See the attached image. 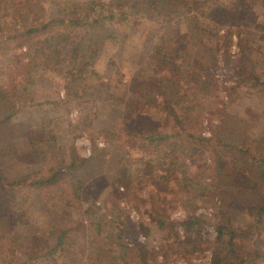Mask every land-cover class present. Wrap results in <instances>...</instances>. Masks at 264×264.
<instances>
[{
    "label": "rangeland",
    "instance_id": "obj_1",
    "mask_svg": "<svg viewBox=\"0 0 264 264\" xmlns=\"http://www.w3.org/2000/svg\"><path fill=\"white\" fill-rule=\"evenodd\" d=\"M28 1L24 19L51 20L64 4L85 23L54 25L47 58L0 35V170L23 182L13 193L0 182V264H212L211 219L236 199L257 201L238 183L264 165V0ZM13 2L0 0L1 13ZM165 98L193 114L172 145L187 165L169 180L155 163L130 167L128 179L124 154L148 159L167 143L146 139L180 130L160 123ZM185 130L210 142L192 146ZM222 143L252 162L215 175L213 153L237 165ZM191 216L202 220L190 227L201 246L182 243Z\"/></svg>",
    "mask_w": 264,
    "mask_h": 264
},
{
    "label": "trees",
    "instance_id": "obj_2",
    "mask_svg": "<svg viewBox=\"0 0 264 264\" xmlns=\"http://www.w3.org/2000/svg\"><path fill=\"white\" fill-rule=\"evenodd\" d=\"M28 2V0H14L13 4L7 5L5 7L4 13H1L2 10L4 11V8L2 6L0 7V30L2 31L0 35L2 37H5V41L7 43L12 42L17 38H24L29 50L32 51L38 58L48 57L49 42H47V46H45L44 43L48 41V32L54 25H60L61 23L64 24L68 22L71 25L75 23L76 27L80 24L85 23V20L83 19H77L74 17L73 19H68L70 18L69 14L67 13L64 4H62V13L58 17L56 16L51 20L39 22L36 19L29 18L28 15L30 12H28V15L25 16V19L28 20V22L25 24V19L21 15V13L23 12V9L26 7ZM8 14H12L11 17ZM71 15L73 16V14ZM110 17L111 16H103V19L100 23L105 22V20L110 19ZM93 20L96 21L97 19ZM21 34H24V36H20ZM179 105V102L171 103V101L166 98L165 101L160 104L161 108H164L166 114L164 119H161L160 123L165 125L164 123L173 121L177 126H180V130H176L174 132L164 130L158 131L157 133H153L150 138L146 139L145 144H147L149 147L152 145V143H156L158 141L160 142L162 140H165L167 143V145L161 147L160 152L151 150L152 152L148 159H145V157L142 156L139 160H137L136 163L134 160H132L131 154L129 152L127 154H124L122 158L123 164L128 166L124 169L126 178L129 179L131 175L130 172L133 174L134 171L138 173L140 170H142V168L138 167H146L155 163L156 165L154 167L159 168L157 169V171H161L160 174H157L158 177L163 180H169L170 175L168 174V172L171 171L173 167L187 165L186 161L181 162L179 160V147H173L172 145L174 144V142L180 141V138L183 136V130L186 127L188 128L190 126L189 119H193V114L190 113L187 108ZM124 121H126V119ZM166 126H168V124ZM185 134L188 138V140L186 141L187 143H189L190 145L192 144L193 146V144L199 142L201 143V145H199V148L201 149L204 147L202 145H207L210 142V139L201 136H195L191 133V131L188 130H185ZM136 137L138 136H132L131 140L136 139ZM222 144L223 147H232L236 149L237 154L232 155V160L237 165L229 164V158H227L225 154L213 153V162L212 164H208L207 167H214L213 173L215 175H219V177H224L226 175L232 177V175H236V172L239 173L238 169L243 161H246V163L252 162V157L249 150L243 149L242 147H233V145L230 146L229 144L225 143ZM179 145L181 146L182 144L180 143ZM149 147H146L147 150H149ZM142 148H144V145H142ZM173 151H176L177 154ZM174 154L176 155V157H173ZM126 157H128L127 163ZM191 159L193 160L192 156ZM130 167H135V170ZM49 176L50 175H48L47 178H43L41 176L40 179H37V181H35L33 184L39 187L45 185V183H54L60 175L54 173L53 176ZM4 177L5 176L0 170L1 187L6 190H12V193L14 192V190L19 189L23 186L22 180L18 178L7 181ZM144 177L145 175L140 174L141 179H143ZM239 177H243V179L238 183V186H248L249 189H251L257 196V201L254 200L252 202H248V204H243L240 199H236L234 202L226 205V208L220 209L216 213L215 217L211 219L213 220V224L217 232V237L213 244L214 259L212 264H250L264 262V246H260L258 244L254 245L256 241L261 240V245L262 242H264V165L258 167L257 171L246 173V171L244 170V172H242V175H240ZM35 186H33V188ZM80 188L81 186H79V189L77 190L78 194L80 193ZM0 199L2 201L3 198L0 197ZM80 201L84 202L83 200ZM5 204L6 203L4 202V205ZM9 205L12 210H15L11 207V204ZM201 221L202 220L200 218L191 216L184 222L188 231L187 239L183 240L182 243L188 245L197 244L195 246L202 245L203 242L201 240V236H199V232L197 231L196 235V232L194 233L190 229V227L200 224ZM92 224L96 226L98 223L94 221ZM63 240V235H59L56 246L50 248V253L47 254L46 257L48 255V257H50V254H53L55 251H57L63 245ZM198 240L199 242H197ZM251 240H253V242ZM99 248H101L100 250L103 249L101 246H99ZM102 252L104 254L105 250Z\"/></svg>",
    "mask_w": 264,
    "mask_h": 264
}]
</instances>
